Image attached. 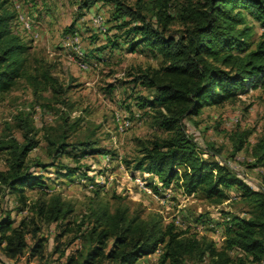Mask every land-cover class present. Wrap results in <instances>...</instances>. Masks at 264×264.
<instances>
[{"label":"trees","instance_id":"1","mask_svg":"<svg viewBox=\"0 0 264 264\" xmlns=\"http://www.w3.org/2000/svg\"><path fill=\"white\" fill-rule=\"evenodd\" d=\"M99 2L113 5L109 21L111 31L115 30L113 38L107 37L106 44L98 48L100 51L116 48L122 40L130 52L143 46L161 57L158 66L139 67L127 75L131 83L152 93L151 98L138 97V106L151 109L149 116L154 125L168 136L142 144L137 156L124 160L126 167L131 172L155 176L161 189L176 184L188 195L200 191L216 203L227 197L223 190L235 189L248 208L247 215H227L220 248L206 236L178 229L173 221L164 224L160 214L143 217L131 211L120 197H116L113 209L108 200L99 198L95 207L91 201L83 219L70 221L73 205L59 192H48L46 169L50 167L56 177L70 181L83 177L92 182L90 166L81 164V160L109 151L97 147L95 141L68 140L77 123L69 124L65 113L55 133L51 127L44 129L46 154L51 162L30 160L29 154L40 144L39 129L33 110L20 109L0 135V152L6 161V168L0 170V196H13L18 206L12 211L19 214L25 210L28 214L15 225L11 210L2 211L0 204L1 254L10 260H18L27 252L30 257H42L46 241L40 237L43 225L56 223L66 226L56 240L74 231L84 242L81 264H136L159 250L158 264L261 263L264 189L252 188L224 162L216 160L220 155L212 153L210 156L217 158L210 161L203 158L206 152H200L197 143L189 138L182 120L199 114L205 106L233 100L239 92L264 89V0H134L132 5L124 0H79L76 19ZM174 8L177 14H173ZM248 17L261 28L253 47ZM16 18L11 0H0V96L23 81L36 100L50 101L43 96L50 93L56 103L67 106L65 94L70 84L64 85L57 77L53 62L32 55L33 39L20 34ZM76 19L65 33L74 29ZM176 22L180 28L171 30ZM14 131L20 133V138ZM235 136L237 151L247 135ZM253 153V167L264 168V133L253 146ZM64 156H71L76 165L63 162ZM148 185L159 192L154 182ZM93 187V195L98 198L103 188L96 183ZM26 189H37L39 194L28 202ZM203 222L197 220L201 226ZM28 238L32 239L31 245ZM233 251L238 256H233ZM73 261L69 257L64 264H74Z\"/></svg>","mask_w":264,"mask_h":264},{"label":"rangeland","instance_id":"2","mask_svg":"<svg viewBox=\"0 0 264 264\" xmlns=\"http://www.w3.org/2000/svg\"><path fill=\"white\" fill-rule=\"evenodd\" d=\"M18 1L23 4L28 16H34L39 22L36 25L38 35L20 29L19 32L24 38L33 39L32 55L53 62L57 77L64 85L70 84L65 94L68 105L56 103L50 93L43 95L50 101L43 98L36 100L25 82L19 81L10 92L0 96V135L5 132V126L12 122L18 110H33L40 144L29 154V159L51 162L46 154L44 129L51 127V132L55 133L66 113L69 124L77 123L76 131L68 140L95 141L97 147L109 151L104 155L88 156L81 160V164L90 166L88 174L93 178L92 182L83 177H73V181H70L56 177L55 171L50 167L46 169L45 176L49 178L48 192H59L73 205L74 212L69 220L83 219L89 212L91 201H94L92 206L95 207L99 198L108 200L113 209L117 203L116 197H120L121 203L129 206L131 211H138L143 217L160 214L164 224L173 221L178 229H189L190 233L206 236L220 248L227 215H247L248 208L241 202L235 189L223 190L227 197L221 203H216L200 191L188 195L176 184L168 189H161L155 176L131 172L124 162L137 156L142 144L168 136L166 131L154 125L149 116L151 109L138 106V97L151 98L152 93L131 83V76L127 75L139 67L158 66L161 57L153 55L143 46L138 51L130 52L127 45L121 43L122 40L119 41L121 45L116 48L98 49L106 44L107 37L113 38L115 33L114 29H110L112 22L109 19L114 7L109 3L99 2L76 19L79 0H16ZM124 1L132 5L134 0ZM11 2L14 4V0ZM172 12L177 14V9L174 8ZM74 19V29L65 33V28ZM248 23L252 27L249 40L253 47L261 28L251 17H248ZM178 28V22L171 26V30L177 31ZM78 57L86 60L88 68L81 66ZM182 126L189 138L197 143L199 151L206 152L202 155L203 158L210 161L217 158L211 157L212 153L220 155L216 160L232 168L252 188L264 189V168L253 167V146L264 133L263 88L239 92L235 99L219 106H205L199 114L183 119ZM13 133L20 138L18 131ZM237 133L247 136L242 148L235 151ZM62 161L71 166L76 165L71 156H64ZM5 168V155L0 152V170ZM34 170L42 172L40 169ZM150 181L157 186L158 193L148 185ZM95 183L103 188L98 198L93 195ZM25 194L29 202L39 192L37 189H26ZM0 204L2 211L11 210L15 225L28 214L25 210L19 214L12 211L18 204L11 195L0 196ZM198 219L204 221L202 226L197 224ZM65 228L66 226L59 227L56 223L43 225L40 237L46 241L42 257H30L27 252L18 260H10L0 252V264H64L69 257L73 258L74 264H81V254L86 247L74 231L55 239ZM28 244H32L31 238H28ZM160 252L161 250L136 264H158ZM232 255L238 256V253L233 251ZM259 264H264V260Z\"/></svg>","mask_w":264,"mask_h":264},{"label":"built area","instance_id":"3","mask_svg":"<svg viewBox=\"0 0 264 264\" xmlns=\"http://www.w3.org/2000/svg\"><path fill=\"white\" fill-rule=\"evenodd\" d=\"M14 6L17 11V18H16V21L18 23L17 28L26 33L32 32L34 35H38L37 34L38 32L36 31V25L37 23H39L38 20L35 19L34 16H28V13L23 7L21 1L16 2V0H14ZM78 59H79V63L84 69L88 68V64L81 57L80 58L78 57Z\"/></svg>","mask_w":264,"mask_h":264},{"label":"crops","instance_id":"4","mask_svg":"<svg viewBox=\"0 0 264 264\" xmlns=\"http://www.w3.org/2000/svg\"><path fill=\"white\" fill-rule=\"evenodd\" d=\"M36 31L39 33V29L38 28H36Z\"/></svg>","mask_w":264,"mask_h":264}]
</instances>
